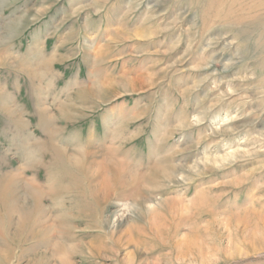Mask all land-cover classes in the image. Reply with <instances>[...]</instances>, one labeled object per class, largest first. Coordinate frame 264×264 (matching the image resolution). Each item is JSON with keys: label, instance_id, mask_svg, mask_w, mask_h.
I'll list each match as a JSON object with an SVG mask.
<instances>
[{"label": "rangeland", "instance_id": "1", "mask_svg": "<svg viewBox=\"0 0 264 264\" xmlns=\"http://www.w3.org/2000/svg\"><path fill=\"white\" fill-rule=\"evenodd\" d=\"M0 264H264V0H0Z\"/></svg>", "mask_w": 264, "mask_h": 264}, {"label": "bare ground", "instance_id": "2", "mask_svg": "<svg viewBox=\"0 0 264 264\" xmlns=\"http://www.w3.org/2000/svg\"><path fill=\"white\" fill-rule=\"evenodd\" d=\"M243 3V2H242ZM246 5V4H245ZM261 41V40H260ZM263 44V43H262ZM263 80V79H262ZM98 90V89H97ZM96 92V91H95ZM92 94V93H91ZM230 156V155H229ZM228 157V156H227ZM211 160H213V159H211ZM216 160H214V162H215ZM162 167V166H161ZM162 169H163V167H162ZM165 171V170H164ZM166 172V171H165ZM167 173V172H166ZM171 174V173H170ZM169 176V175H168ZM170 177H172V175L170 176ZM145 198V197H144ZM143 198V199H144ZM157 216V215H156ZM151 222V221H150ZM64 260V259H63Z\"/></svg>", "mask_w": 264, "mask_h": 264}]
</instances>
